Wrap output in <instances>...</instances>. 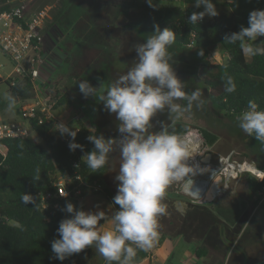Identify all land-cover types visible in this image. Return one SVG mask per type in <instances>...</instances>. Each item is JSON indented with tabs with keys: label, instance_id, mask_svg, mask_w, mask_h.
<instances>
[{
	"label": "trees",
	"instance_id": "obj_1",
	"mask_svg": "<svg viewBox=\"0 0 264 264\" xmlns=\"http://www.w3.org/2000/svg\"><path fill=\"white\" fill-rule=\"evenodd\" d=\"M4 1L0 0V11L9 8ZM176 1L155 0L158 6L154 8L149 6L147 0H110L118 8L120 24L125 28L153 33L154 25L158 24L161 29L168 27L176 32L173 47L190 64L204 69L202 82L209 92L212 106L224 112L233 122L232 127L241 135L243 131L238 127L237 118L247 110L248 102L254 100L259 110H264V56H246L239 43H231L227 37L242 27H248L250 12L264 10V0H235L231 4L228 0H213L219 15L215 18L206 16L197 25L190 24L188 17L193 12L203 11V8H196L194 0H181L180 4ZM61 21L56 17L58 24ZM56 22L53 21L50 26L57 25ZM71 35L73 41L61 45L71 75L76 78L85 74L104 77L108 65L113 61V53L106 48L100 30L93 26L88 14H81L73 22ZM257 41L264 42V37H259ZM215 50L225 52L227 58L224 62L211 61ZM225 74L234 78L237 85L234 93L225 92L222 79ZM7 84L9 95L15 99L29 101L36 97L30 74L18 78L15 85H11L10 81ZM70 102L69 93L60 94L55 110ZM7 104L8 101L0 95V112L7 109ZM39 114L29 121L32 131L29 136L3 141L8 153L5 159L0 154V264H84L78 262L75 255L64 261L54 259L52 252V242L60 238L57 233L60 221L70 218V214L62 209L71 202L78 210H83L82 200L64 198L59 200L58 208L43 210L41 194L55 189L53 181L57 175L78 173L89 183H103L101 192L113 200L115 193L108 187L106 180L107 166L92 173L82 161V157L94 148L87 139L92 134L91 129L83 121H77L76 126H80V131L75 142L84 145V150L72 152L68 147L69 141L58 135L53 124L41 122ZM189 131L202 133L209 145L218 140L215 133L204 127L178 123L169 128V132L178 136ZM94 133L98 135L97 131ZM242 140L245 158L264 170V143L246 133ZM36 175L40 176L38 181L32 178ZM247 181L251 192H264V179L259 181L257 177L250 176ZM24 193L36 197L37 207L22 203L21 196ZM207 214L204 215V229L212 222ZM147 256V251L137 250L135 264Z\"/></svg>",
	"mask_w": 264,
	"mask_h": 264
},
{
	"label": "clouds",
	"instance_id": "obj_2",
	"mask_svg": "<svg viewBox=\"0 0 264 264\" xmlns=\"http://www.w3.org/2000/svg\"><path fill=\"white\" fill-rule=\"evenodd\" d=\"M147 3L154 8L158 6L155 0ZM194 5L203 11L193 12L188 17L190 24L197 25L206 16L219 15L213 0H194ZM259 37H264V10H253L248 27L232 33L227 41L238 42L246 56H264V42L256 43ZM175 41V31L154 25V32L147 34L143 43L133 46L137 58L123 75L107 86L101 82L99 87H94L87 80L77 83L85 99L95 97L108 113L115 115L120 134L119 139H106L92 132L87 139L94 148L82 161L92 173H97L118 152L115 180L119 183L111 215L104 211L78 210L73 203H66L62 211L70 214V218L59 223L60 238L52 242L54 259L64 261L91 246L106 264H135L137 250L148 251L158 240L159 217L166 212L163 200L169 186L180 184L183 192L193 191L192 177L200 166L189 165L191 154L187 143L169 132L167 123L160 122L159 131L154 130L153 123V118L163 112H167L168 119L190 120L193 109H202L207 102L201 89L187 92L178 77L170 51ZM222 79L225 92L231 94L237 90L231 75L225 74ZM6 99L11 110L15 98L6 96ZM237 122L244 133L264 143V110H259L254 100L248 102L247 110L238 116ZM54 127L61 136L71 138L70 151L84 150V145L75 142L80 131L75 124L69 127L59 123ZM32 178L38 181L40 176ZM21 201L25 206L37 207L36 197L31 194L24 193Z\"/></svg>",
	"mask_w": 264,
	"mask_h": 264
},
{
	"label": "rangeland",
	"instance_id": "obj_3",
	"mask_svg": "<svg viewBox=\"0 0 264 264\" xmlns=\"http://www.w3.org/2000/svg\"><path fill=\"white\" fill-rule=\"evenodd\" d=\"M176 3L180 4L181 0L176 1ZM27 5L30 11L36 9H50L49 18L46 20L47 22L43 31L45 38L44 49L41 52L42 61L39 66L40 77L35 81L36 97L42 95L54 97L69 93L72 102L55 110V115L59 119L64 121L69 119L68 122L70 127L74 124L76 126L77 121L80 120L91 129V132L97 131L98 135H103L106 139H119L120 134L117 131L118 121L115 115L108 113L104 109L103 104L98 102L95 97L85 99L80 93L77 83L81 80H87L94 87H99L101 82H104L106 86L113 82L120 75H123L136 60L137 53L134 51L133 46L137 43H143L145 36L151 33L139 29L123 27L120 24L121 18L119 10L113 6L110 0H30ZM81 14H88L90 16L93 26L100 30L106 48L113 53V61L108 65L106 74L102 78L90 77L87 74L80 78H76L71 75L70 66L65 63V52L61 45L65 42L73 41L71 26ZM56 17L62 20L60 24L56 22ZM53 21L56 22L57 25L51 27L50 25ZM49 34L51 38H49ZM256 43L260 44L261 42L256 41ZM170 51L175 58L174 69L178 77L184 82L185 90L191 92L197 88L201 89L204 92V98L207 102L202 109H193L192 118L190 120L168 119L167 112L157 114V116L153 118V123L155 125L154 130H160V122L167 123L168 130L178 123L204 127L218 136V140L211 145L209 149V153L213 155L212 158L219 154L228 155L232 153L234 159L250 161L243 155L244 142L242 136L245 133L241 132V135L238 134L237 130L232 127L233 122L224 115V112L215 110L210 102L209 92L202 82L204 69L190 64L175 47L172 46ZM226 58L225 52L215 50L212 54L211 61L213 63L224 62ZM12 68L13 65L10 58L6 56L0 48V74L6 77L8 73L12 71ZM8 88L7 82L1 79L0 94L3 97L8 95ZM26 103H28V100L20 101V110ZM20 118L21 117H19V119ZM97 128H99V130H97ZM118 166L119 159L118 152H116L113 153L109 165H107L106 175L107 185L115 195L117 194V186L119 183L115 180V176L118 174ZM250 176L249 174H245L242 179H240V177L237 180H233L234 182L236 181L235 183H229L226 182L224 178L215 177L220 178L219 183L215 184L214 181L213 184L215 185L209 186L207 190L208 194L212 186L213 190L219 187L220 191L224 194L222 199L223 202L217 207L218 211L211 212L210 214L212 215V221H226V224L229 223L235 226L236 228L235 230L233 229V234L238 232V228L248 220L250 214L254 216L251 219L252 221L249 222V225L257 219L261 221L264 226L263 191L258 193V201L262 199V205L258 207L259 209L257 208L254 213L243 212L240 208L236 210V206L239 205L241 200L249 202L250 204L252 203L250 202L252 198L248 194L250 189L247 181ZM196 177L200 178L199 180L201 182L208 178L211 180L215 179L209 176L207 171H197L192 179H196ZM176 191H181L180 184L170 185L166 191L163 200L166 212L159 217L158 231L175 233L181 229L180 231L189 232L192 236L202 235L206 211L199 208V206L193 202H182L180 198H182L183 195L176 194ZM262 235L260 239L259 234L256 238L257 241L254 243L247 244L240 242L236 244V252L239 251V249L246 250L249 264H264V227ZM243 239L245 238L243 237ZM218 248L219 247H217L216 251L220 249ZM236 252H231V256L228 258L227 254L229 253L225 250L224 256L225 254L227 255L229 259L228 264L238 263L241 256L239 258L240 254H236ZM225 257L223 259L220 252H217L215 255V258H219L223 261H225Z\"/></svg>",
	"mask_w": 264,
	"mask_h": 264
},
{
	"label": "built area",
	"instance_id": "obj_4",
	"mask_svg": "<svg viewBox=\"0 0 264 264\" xmlns=\"http://www.w3.org/2000/svg\"><path fill=\"white\" fill-rule=\"evenodd\" d=\"M29 1L5 0L3 3H7L9 8L0 11V48L10 58L13 65L12 73L6 77L0 75V79L10 81L11 85H15L18 78H23L28 74L32 76L35 85V81L40 77L39 66L42 61L41 52L44 49L45 38L43 31L50 9L30 11L27 7ZM58 99L59 96L35 97L21 108L19 115L22 119L0 123V154L3 159L8 153V147L3 141L8 138L29 136L32 133L29 121L38 117L39 113L41 122L46 121L54 126L64 123L69 126L66 121L55 115V105ZM75 127L80 130V126ZM54 129L57 130L56 127ZM58 135L66 141L71 139L59 133ZM179 137L183 138L188 145L191 154L189 165L198 164L200 166L196 171H207L211 177L227 180H237L242 175L249 174L263 181L264 170L248 160L234 159L232 153L219 154L211 158L213 159L211 163H204L202 159L209 153L211 145L207 143L202 133L189 131ZM74 166H77V163H74ZM53 187L54 190H47L41 194L43 210L58 208L59 200L64 198L80 201L86 192H101L104 185L101 182L89 183L81 174L76 173L75 175H57L54 178Z\"/></svg>",
	"mask_w": 264,
	"mask_h": 264
},
{
	"label": "crops",
	"instance_id": "obj_5",
	"mask_svg": "<svg viewBox=\"0 0 264 264\" xmlns=\"http://www.w3.org/2000/svg\"><path fill=\"white\" fill-rule=\"evenodd\" d=\"M11 73L12 71L8 73V75H10ZM7 96H10L9 92ZM3 98L7 100L6 97ZM17 100L18 99H15V106L11 110H8L7 108L4 111L0 112V123L19 120L21 105L20 101ZM68 121L69 119L66 120V122L69 124ZM244 175H242L240 179H242ZM199 179L200 178L198 177H196V179H193L194 184L192 192L185 193L181 190L179 192L176 191L175 193L178 195H183V197L180 198L182 202H193L197 204L199 208L206 211V213H208L207 215L211 217V212L218 211L217 207L223 202L222 199L224 197V194L220 191L219 187H217L215 193L213 194H207V190L209 186L219 183L220 178H215L214 180L208 178L202 182ZM224 180L229 183L234 182L233 180ZM214 181L215 184H213ZM258 193L259 192L253 193L249 191L248 194L252 198V201H250L252 203L250 204L249 202L241 200L239 205L236 206L237 208L235 207L236 210L240 208L243 210V212L254 213V211L262 205V199L258 201ZM82 204L83 210L88 212L104 211L108 215H111L113 211V200L103 192H86L82 199ZM253 216V214H250L248 216V220L238 228V232H236L235 234H233V229L235 230L236 228L235 226L230 225L229 223L226 224V221L220 222L216 219V221H212L209 226L207 225V227L202 231V235L199 236H192V234H189V232L186 231H178L175 233L158 231V240L154 243V246L147 251L148 256L138 264H228V258H230L231 252H236L235 247L237 243H254L257 241L256 238L259 234L260 239L261 236H263L262 234L264 226L261 221L255 219V221L249 225V222L252 221L251 219ZM100 223L104 224L105 221H101ZM104 227L107 228L108 225H104ZM243 237L245 239H243ZM217 247L220 248H218V251H216ZM203 249H205V252L203 251ZM222 249L228 251V258L226 254V257L224 256L225 250L223 252ZM217 252L221 253L223 259L225 257V261L219 258H215ZM237 253L240 254L239 258L241 256L240 259L242 260L239 259L238 263L236 264H249L247 261L246 250L239 249L236 254ZM74 255L78 262L84 264L105 263L103 257L99 256L91 246L86 248L81 253Z\"/></svg>",
	"mask_w": 264,
	"mask_h": 264
},
{
	"label": "water",
	"instance_id": "obj_6",
	"mask_svg": "<svg viewBox=\"0 0 264 264\" xmlns=\"http://www.w3.org/2000/svg\"><path fill=\"white\" fill-rule=\"evenodd\" d=\"M211 158H212V154H211V153H208V154L202 159V161H203L204 163H210Z\"/></svg>",
	"mask_w": 264,
	"mask_h": 264
},
{
	"label": "bare ground",
	"instance_id": "obj_7",
	"mask_svg": "<svg viewBox=\"0 0 264 264\" xmlns=\"http://www.w3.org/2000/svg\"><path fill=\"white\" fill-rule=\"evenodd\" d=\"M213 187V186H212ZM211 187V189H210V192H209V194L210 193H215V189L213 190V188ZM217 192V191H216Z\"/></svg>",
	"mask_w": 264,
	"mask_h": 264
}]
</instances>
